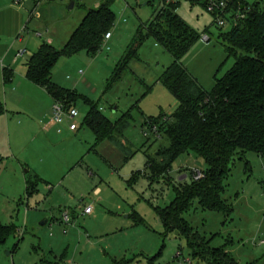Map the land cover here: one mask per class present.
Returning a JSON list of instances; mask_svg holds the SVG:
<instances>
[{"label":"rangeland","instance_id":"obj_1","mask_svg":"<svg viewBox=\"0 0 264 264\" xmlns=\"http://www.w3.org/2000/svg\"><path fill=\"white\" fill-rule=\"evenodd\" d=\"M109 1L114 14L111 40L103 41L93 57L81 52L61 58L52 71L54 83L80 96L74 104L79 117L73 120L78 131L70 132L69 121H64L59 133L56 128L42 132L55 125L53 101L26 81L24 63L39 43L50 41L61 49L86 13ZM170 1L24 0L15 5L14 0H0V101L9 98L5 108L11 121L0 118V226L12 229L0 244V264H208L193 256L183 237L167 231L158 214L174 201L179 184L190 186L193 172L205 170L203 161L184 154L163 176L151 178L145 170L146 155L155 158L166 141L143 138V121L169 117L177 108L157 82L172 57L145 37ZM243 1L264 8V0ZM176 14L199 37L181 64L210 91L214 77L233 65L220 34L233 28L239 13L230 9L222 28L200 4L181 0ZM139 31L144 36L136 53L139 61L106 91L108 68L138 41ZM22 48L28 55L11 66L14 83L8 89L1 66L9 67ZM88 103L113 124L127 112L132 121L121 136L97 145L84 124ZM27 182L36 185L31 195ZM223 199L232 208L230 215L204 211L193 201L182 218L209 247H224L237 263L264 264V157L247 153L244 160L231 163ZM86 207H92L90 215L83 214ZM64 214L69 224L63 223Z\"/></svg>","mask_w":264,"mask_h":264},{"label":"trees","instance_id":"obj_2","mask_svg":"<svg viewBox=\"0 0 264 264\" xmlns=\"http://www.w3.org/2000/svg\"><path fill=\"white\" fill-rule=\"evenodd\" d=\"M179 1H166L145 32V37H152L172 57V65L163 71L157 82L177 102L176 110L169 117L144 120L145 126L158 125L161 140L166 141V146L158 150L155 158L146 155L145 170L151 178H156L169 172L173 161L180 155L200 158L205 165V170L201 172L203 178L193 180L190 186L179 184L174 201L158 214L167 231L177 233L186 240L194 257L208 264H239L224 247H209L182 215L193 201H197L204 211L230 215L232 208L223 199V194L231 163L235 159L244 160L247 153L264 157V8L259 10L258 7L248 6L243 0L229 3L227 11L239 12L241 18L229 32L220 34V39L225 44L227 58L234 62L222 77H214L213 88L206 91L181 64L182 58L199 37L176 14ZM185 1L198 4L195 0ZM110 5L109 1L96 10H89L61 49L42 43L25 64L26 80L44 89L53 102H61L66 107L74 106L80 96L55 84L52 71L61 58L74 57L81 52L93 57L101 50L104 36L114 23ZM141 34V31L137 33L138 41L129 45L112 70L106 81V91L119 83L133 61H139L136 53L144 38ZM12 78V70L4 69L3 83L10 84ZM2 112L0 105V114ZM164 118L165 121L162 120ZM130 121L132 117L127 112L113 124L96 105L89 104L84 124L95 135L96 144L100 145L121 136ZM35 191L36 185L27 182L26 193L31 195ZM11 231L0 226V244Z\"/></svg>","mask_w":264,"mask_h":264},{"label":"built area","instance_id":"obj_3","mask_svg":"<svg viewBox=\"0 0 264 264\" xmlns=\"http://www.w3.org/2000/svg\"><path fill=\"white\" fill-rule=\"evenodd\" d=\"M23 1L24 0H14V4L20 5ZM28 1L36 2L38 0H28ZM232 1L233 0H195V2L202 5L203 8L208 13L213 15L215 25H217L220 28H222L225 25L224 20L226 18V15L229 12L227 11V8L229 6V3H231ZM240 18H241L240 13L239 15H236L234 17V23H235L234 26H236ZM37 36L40 37L41 35L37 34ZM109 38H110V33H107L104 36V41L108 40ZM204 39L207 40L206 37ZM26 55H27V50L23 48V49H20L16 53L14 59L15 61L20 60V59H23ZM80 74H82V72H80ZM52 109H53V119L52 120L54 124L61 125L64 121H69V130L71 132L77 131L78 125L75 122H73V120L78 118V112L74 108V106L66 107L61 102L56 101L53 103ZM142 136L145 139H152L153 141L161 140V135L159 133V126L156 124L144 126V128L142 129ZM202 178H203V175L200 171L193 172V179L195 181H198ZM91 213H92V207L84 208V211H83L84 215H90ZM63 223L64 224L70 223V219L67 214L63 215ZM63 234L65 235L66 232L63 231Z\"/></svg>","mask_w":264,"mask_h":264},{"label":"crops","instance_id":"obj_4","mask_svg":"<svg viewBox=\"0 0 264 264\" xmlns=\"http://www.w3.org/2000/svg\"><path fill=\"white\" fill-rule=\"evenodd\" d=\"M31 19V18H30ZM37 38H41L42 36H40V37H38V36H36ZM111 38H112V35H110V38L108 39V41L109 40H111ZM206 41H209V39H207ZM47 44H49V45H51L50 44V41H47L46 42ZM42 45V43L40 44H37L36 45V48H35V50H38V48L40 47ZM23 49V48H22ZM26 49V48H25ZM27 50V55H28V52H29V50L28 49H26ZM18 52V51H17ZM16 52V53H17ZM16 53L14 54V56H13V60H12V64L9 66V67H5V66H1V69H2V72H1V78H2V83H3V70L4 69H10V70H12V72H13V75H14V71H13V69H12V67L11 66H13V64H17L18 63V61L19 60H16L15 61V59H14V57H15V55H16ZM25 58V57H24ZM23 58V59H24ZM20 60H22V59H20ZM25 64H26V62L24 63V66H25ZM114 66H116V65H114ZM15 67V66H14ZM115 68V67H114ZM113 67H109L108 68V74H109V76H110V74H111V72H112V70L114 69ZM25 70H24V78H25V72H26V67L24 68ZM165 70V69H164ZM163 70V71H164ZM81 72V71H80ZM163 73V72H162ZM83 74V73H82ZM79 75H81L80 73H79ZM161 76V75H160ZM52 77H53V74H52ZM26 79V78H25ZM158 80V79H157ZM27 81V80H26ZM28 82V81H27ZM14 83V79L12 78V80H11V82H10V84H8V85H5L4 83H3V85H4V87L5 86H7L8 87V89H12V84ZM29 83V82H28ZM31 84V83H30ZM56 84V83H55ZM32 85V84H31ZM34 86V85H33ZM36 87V86H35ZM13 90V89H12ZM50 98V97H49ZM5 101H3V102H1L0 101V105L2 106V108H3V112L0 114V118H3V117H5L6 119H8L7 120V122L8 123H10L11 121H10V119L9 118H7V117H9L8 115H10V112L8 111V109H6L5 108V106H6V104H8V102H9V98L8 97H5V99H4ZM53 101V100H52ZM54 103V102H53ZM115 110V111H114ZM113 110V113L114 112H116V109H114ZM7 114V115H6ZM7 116V117H6ZM78 117H79V115H78ZM62 125V124H61ZM144 121H143V124L141 125V128L143 129L144 128ZM56 128V130H57V133H59V125H53V126H51L50 128H48L47 126L46 127H43L42 129H41V131L42 132H48L49 130L51 131V130H53V129H55ZM68 128H69V125H68ZM69 130V129H68ZM70 131V130H69ZM77 131H78V129H77ZM77 131H75V132H77ZM71 132V131H70ZM73 133V132H72ZM185 177H181V179H184Z\"/></svg>","mask_w":264,"mask_h":264},{"label":"water","instance_id":"obj_5","mask_svg":"<svg viewBox=\"0 0 264 264\" xmlns=\"http://www.w3.org/2000/svg\"><path fill=\"white\" fill-rule=\"evenodd\" d=\"M115 111V110H114ZM46 223H47V219L46 220H44L42 223H41V225L42 226H45L46 225Z\"/></svg>","mask_w":264,"mask_h":264}]
</instances>
